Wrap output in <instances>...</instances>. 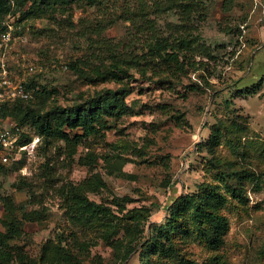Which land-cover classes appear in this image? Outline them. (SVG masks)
Segmentation results:
<instances>
[{
	"label": "rangeland",
	"instance_id": "374dc122",
	"mask_svg": "<svg viewBox=\"0 0 264 264\" xmlns=\"http://www.w3.org/2000/svg\"><path fill=\"white\" fill-rule=\"evenodd\" d=\"M203 5L192 25L212 52L203 58L207 68L182 72L173 65L170 73L154 74L142 70V65H126L128 72L120 79L95 73V68L104 70L112 63L109 51L99 46L92 32L96 7L78 0L56 13L48 10L21 20L11 65L14 76L34 83L29 87L32 107L50 111L53 119L51 110L57 105L70 106L99 91L119 88L126 89L131 107L120 118L105 117V137L86 139L73 159L66 156L63 141L47 143L33 127L24 126L33 141L39 140L35 150L19 161L0 162V195H11L27 210L40 209L47 215L39 223L27 222L28 235L17 241L31 257L39 256L49 238L74 232L93 243L85 264H143L140 252L151 224L164 221L174 199L208 184L226 199L220 209L229 221L224 243L214 249L192 240L182 248L183 257L197 264H264V0H206ZM169 21L179 23V13H164L160 26ZM132 26L120 19L103 37L111 43L128 42ZM135 47L137 51L139 46ZM72 63L87 73L80 74ZM29 64L35 71L24 70ZM42 89L50 93L37 98ZM177 114L185 118L183 126L177 125ZM239 125L245 128L235 135ZM89 151L100 155L93 167L79 161ZM251 171L260 176L259 186ZM95 173L116 195L132 197L128 208L147 206L150 211L141 223L143 232L134 238L111 229L116 247L99 224L72 223L59 194L61 185L77 184ZM235 185L242 188L238 193ZM90 196L102 199V194ZM153 255L154 264L166 260Z\"/></svg>",
	"mask_w": 264,
	"mask_h": 264
},
{
	"label": "trees",
	"instance_id": "16d2710c",
	"mask_svg": "<svg viewBox=\"0 0 264 264\" xmlns=\"http://www.w3.org/2000/svg\"><path fill=\"white\" fill-rule=\"evenodd\" d=\"M76 1L78 0H17L16 13L19 15V21L30 17L37 18L48 10L56 13L63 5ZM83 1L96 7V21L92 32L99 46L109 51L107 57L112 61L104 70L99 67L94 69L102 78L120 79L122 74L128 72L126 65H142V70H152L154 74L170 73L173 65L182 72L189 68H207L204 59L212 56V52L202 42L198 27L192 25L196 24V16L206 0ZM9 9L7 1L0 0V26ZM168 11L178 12L181 21H169L162 28L159 20ZM120 19L131 21L133 24L132 31L127 33L128 42L111 43L103 37V32L113 27ZM135 46H139L137 51ZM134 47L135 50L132 49ZM71 65L80 74L87 73L78 63ZM25 84L27 87L34 86L33 82L25 81ZM37 93L39 98L47 97L50 92L42 89ZM127 94L125 88L107 89L84 97L82 101L70 106L57 105L51 110L54 113L53 119L50 117V111L42 113L37 107H32L28 99H17L14 103L4 106L3 116L16 119V123L23 128L22 143L32 140V136L24 130V126L30 125L47 143L54 139L63 141L66 156L73 159L86 139L98 135L105 137V133H102L106 128L105 117L120 118L131 110L126 101ZM175 118L177 125L183 126L185 118L181 114H177ZM78 128L80 131L71 133L70 130ZM244 128L237 126L235 135ZM217 134L215 132L213 135L214 142H218ZM99 157L98 153L89 151L84 157L80 156L79 161L93 167ZM249 174L259 186L260 176L254 171ZM242 175H237L238 179H241ZM14 185L20 188L19 183ZM233 190L238 193V185H235ZM90 193L102 194V199H93ZM59 194L65 214L72 223L81 227L99 224L107 229L105 238L113 247L118 246V243H113L111 229L120 230L124 236L134 238L143 232L141 223L147 220L150 214L147 206L128 208L127 204L133 200L132 197L116 195L98 173L77 184L61 185ZM0 201L4 206V214L0 215V264H12L13 261L18 264H85L87 257L91 255L93 243L81 240L74 232H62L57 238H49L42 245L38 257H31L17 241L28 235L29 232L25 229L27 222L39 223L47 215L40 209L27 210L25 205L17 203L11 195H0ZM225 204L223 194L208 184L204 187L202 185L199 192L186 193L174 199L167 206L168 214L164 221L151 224L150 235L140 252L142 263L154 264L156 259L153 254L157 253L166 259L162 264H197L195 260L183 257L182 248L192 240L204 241L214 249L224 243L229 221L220 209Z\"/></svg>",
	"mask_w": 264,
	"mask_h": 264
},
{
	"label": "built area",
	"instance_id": "2783aa9c",
	"mask_svg": "<svg viewBox=\"0 0 264 264\" xmlns=\"http://www.w3.org/2000/svg\"><path fill=\"white\" fill-rule=\"evenodd\" d=\"M10 9L0 26V162L13 164L24 154L35 150L37 140L28 143L21 142L23 128L17 123L8 124L9 118L3 116L6 104H12L17 99H31L33 91L25 84V80L14 76L11 58L17 30L22 29V23L16 13L17 0H6ZM24 70L35 71V65L29 64Z\"/></svg>",
	"mask_w": 264,
	"mask_h": 264
}]
</instances>
